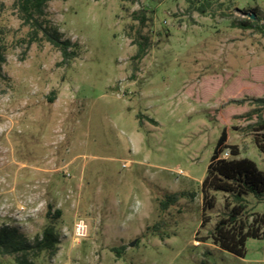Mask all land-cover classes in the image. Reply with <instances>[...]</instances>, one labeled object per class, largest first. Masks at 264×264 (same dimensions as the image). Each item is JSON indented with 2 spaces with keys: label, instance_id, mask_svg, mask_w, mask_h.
I'll use <instances>...</instances> for the list:
<instances>
[{
  "label": "rangeland",
  "instance_id": "rangeland-1",
  "mask_svg": "<svg viewBox=\"0 0 264 264\" xmlns=\"http://www.w3.org/2000/svg\"><path fill=\"white\" fill-rule=\"evenodd\" d=\"M135 1L48 3L62 40L79 45L64 63L42 33L29 43L13 1L0 0V228L34 241L55 225L56 255L35 264H264V238L248 239L245 258L202 241L226 215L227 195L215 194L203 225L201 191L225 128L239 159L264 171L248 127L264 98V0L214 1L204 15L196 0ZM135 12L151 42L141 60L129 37ZM175 193L186 196L162 207ZM244 203L264 214V199Z\"/></svg>",
  "mask_w": 264,
  "mask_h": 264
},
{
  "label": "trees",
  "instance_id": "trees-1",
  "mask_svg": "<svg viewBox=\"0 0 264 264\" xmlns=\"http://www.w3.org/2000/svg\"><path fill=\"white\" fill-rule=\"evenodd\" d=\"M12 7L23 25L30 27L29 43H38L44 39L62 54L64 63H68L78 57L79 45L70 40H62L61 34L51 25L46 17V7L48 3L55 0H12ZM135 3V0H124ZM214 1L196 0V11L206 14ZM134 21L139 22V27L135 35H130L132 42L138 46L135 59L141 60L151 47L148 37H144L141 32L146 25L147 17L140 12L134 13ZM241 28L251 29L255 27L253 22L245 21L240 24ZM134 28L131 27V30ZM8 44L5 35L0 31V79H3V65L6 63V52ZM52 92V96L55 97ZM51 102L54 98H49ZM257 109L253 113L258 118L255 124L248 126L255 131L254 143L259 152L264 154V98L255 100ZM229 154L226 158L224 155ZM241 150L239 146L228 143V129L225 128L218 140L214 153L211 157L207 169L206 177L201 184L203 196V221L202 224L209 223L207 212L217 204V193L227 195L225 216L221 217L215 224L209 236L202 241H211L219 249L228 252L236 257L245 258L248 239L264 238V214H247L244 197L254 195L258 200L264 199V171L249 158L239 159ZM184 193L168 195L162 207L177 203ZM231 199L234 203L231 202ZM60 214V213H58ZM60 244V235L56 231L55 225L48 224L42 235L37 236L34 241H30L17 228L4 226L0 228V264H35L43 254L56 255ZM123 248H115V252L121 255Z\"/></svg>",
  "mask_w": 264,
  "mask_h": 264
},
{
  "label": "built area",
  "instance_id": "built-area-1",
  "mask_svg": "<svg viewBox=\"0 0 264 264\" xmlns=\"http://www.w3.org/2000/svg\"><path fill=\"white\" fill-rule=\"evenodd\" d=\"M88 235V225L84 220H78L75 223V236L78 239H83Z\"/></svg>",
  "mask_w": 264,
  "mask_h": 264
},
{
  "label": "water",
  "instance_id": "water-1",
  "mask_svg": "<svg viewBox=\"0 0 264 264\" xmlns=\"http://www.w3.org/2000/svg\"><path fill=\"white\" fill-rule=\"evenodd\" d=\"M253 18H254V16H253Z\"/></svg>",
  "mask_w": 264,
  "mask_h": 264
}]
</instances>
